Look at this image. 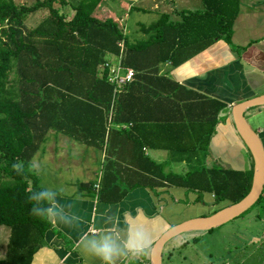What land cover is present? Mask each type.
<instances>
[{
    "label": "trees",
    "instance_id": "obj_1",
    "mask_svg": "<svg viewBox=\"0 0 264 264\" xmlns=\"http://www.w3.org/2000/svg\"><path fill=\"white\" fill-rule=\"evenodd\" d=\"M102 1L68 5L60 0L73 10L66 18L55 0L30 5L0 0V228L9 230L0 264H31L51 227L49 220L32 214L29 199L44 190L32 159L50 131L104 152L96 181L100 189L77 184L102 203L115 204L135 188L170 185L212 194V214L250 189L249 152L248 170L206 163L219 114L231 109L200 95L185 96L184 87L159 73L162 64L177 67L218 41L231 46L240 0H201L199 9L161 13L141 26L145 38L135 41L111 17L97 18ZM40 10L48 15L28 28L26 19ZM120 42L121 66L135 76L114 94L104 64L119 54ZM157 111L162 116H154ZM122 124L132 127L125 130ZM143 147L169 150L187 163V170L165 174L160 164L143 156ZM263 194L264 188L239 217Z\"/></svg>",
    "mask_w": 264,
    "mask_h": 264
},
{
    "label": "crops",
    "instance_id": "obj_2",
    "mask_svg": "<svg viewBox=\"0 0 264 264\" xmlns=\"http://www.w3.org/2000/svg\"><path fill=\"white\" fill-rule=\"evenodd\" d=\"M125 1L129 7L133 3L138 4H133L134 10L144 12L162 8L157 6L156 0ZM161 2L160 0L158 3ZM169 2L174 4L175 8L170 12H164L162 8L161 13L170 14L176 9L202 8L201 0ZM113 3L118 4L116 0L101 2L96 12L99 19L107 16L122 20L130 13L131 10L126 9L127 6L116 8ZM237 35L247 41L239 44L242 49L234 50L225 42L218 41L177 67H172L169 63L162 64L159 73L167 75L184 87L185 90L181 93L185 96L200 95L206 101L219 102L230 109L236 103L264 94V0H240L232 39ZM245 112L250 113L248 117L245 113L244 116L258 134L264 148V106L250 108ZM154 116H162V113L157 111ZM219 118L221 120L215 126V132L209 142L206 163L211 162L213 165L233 170H247L248 158L251 159L247 158L248 150L235 130L231 112L228 114L227 110H223ZM129 125L131 126L122 124L126 127L125 130L130 128ZM61 136L50 131L46 141L34 155L32 164L34 168L43 163L53 167L60 166L61 173L63 169L69 173L76 170L82 180L70 182L69 187L73 190L61 192L54 198L55 205L62 209V214L70 223L51 222V227L44 236L43 246L33 255L31 264H103L98 257L82 250V236L89 239L94 236L99 240L102 236L111 235L123 250L129 237L134 236L137 231L148 235L150 246L141 255L125 252L116 258V264H148L150 249L155 240L170 226L191 218L185 217V212L204 208L209 211L214 206L213 195L210 193L199 194L188 188L170 185L153 189L135 188L115 204L102 203L93 194H88L87 188H79L77 184L97 183L99 174L95 173V167L90 163L97 164L99 160L100 167L104 152L79 143L77 144L80 147H77L76 142L67 139V143ZM95 151L99 153V158ZM168 151L149 147H143L141 150L143 156L160 164L165 174H178L181 169H187L185 161L179 162ZM219 162L223 165L218 164Z\"/></svg>",
    "mask_w": 264,
    "mask_h": 264
},
{
    "label": "rangeland",
    "instance_id": "obj_3",
    "mask_svg": "<svg viewBox=\"0 0 264 264\" xmlns=\"http://www.w3.org/2000/svg\"><path fill=\"white\" fill-rule=\"evenodd\" d=\"M17 4H32L35 0H14ZM66 4L74 0H64ZM118 4L113 3L114 7L130 8L125 0H116ZM142 0H139V2ZM156 0L157 6L162 7L164 12H170L174 9L169 0ZM144 2V1H143ZM141 2V3H143ZM130 4V3H129ZM138 5L136 3H133ZM131 4L132 7H135ZM69 5V4H68ZM68 5H61L60 0H55L54 7L59 8L65 14L66 18L73 15V10ZM102 6V5H101ZM153 7V4H152ZM147 11L144 12L139 9L131 10L127 13L122 20L112 18L118 22L122 28L123 33L130 41L140 40L145 38V35L140 31L141 26L149 25L159 17L161 11ZM155 10V9H152ZM48 15L47 10L37 11L25 21L28 28L35 27L40 20ZM98 17V14L95 13ZM243 41L241 36H236L232 39V48L237 50L240 43ZM256 42V41H255ZM242 51V50H241ZM238 51V52H241ZM261 107V106H260ZM258 108V107H253ZM249 112H245V116H249ZM67 142V137L63 138ZM59 139V138H58ZM70 140V139H69ZM58 142V141H57ZM68 143V142H67ZM75 143V142H74ZM75 146L80 147L75 143ZM97 158L99 153L95 151ZM249 155L247 156V158ZM207 163L213 165V163ZM99 160L96 163H90L95 167V173L99 174ZM218 164L223 165L221 162ZM45 165V166H44ZM247 170L250 168V160L247 161ZM224 167V166H223ZM227 167V166H226ZM181 169L179 173L186 171ZM35 174L39 186L44 190L53 191L57 197L61 192L73 190L69 187L70 182L81 181L82 178L77 174V171L68 172L62 170L60 166L43 163V165L35 168ZM95 176V175H94ZM77 184V183H76ZM68 190H67V189ZM203 212V213H201ZM209 215V212L204 208L203 210H192L184 213L185 217L192 216L200 217ZM50 222V221H49ZM51 223V222H50ZM9 230L0 228V258H3L6 251V243L8 240ZM162 264H264V194L262 195L259 203L253 209L242 217L235 218L234 220L214 228L212 232L208 231H192L182 233L172 238L163 249Z\"/></svg>",
    "mask_w": 264,
    "mask_h": 264
},
{
    "label": "water",
    "instance_id": "obj_4",
    "mask_svg": "<svg viewBox=\"0 0 264 264\" xmlns=\"http://www.w3.org/2000/svg\"><path fill=\"white\" fill-rule=\"evenodd\" d=\"M260 106H264V94L236 103L231 108L235 130L253 162L251 186L248 193L238 202L212 214L186 219L170 226L153 243L149 253V264H162L163 249L172 238L186 232L208 231L220 227L245 213L260 198L264 188V148L258 134L251 128L244 116L247 109Z\"/></svg>",
    "mask_w": 264,
    "mask_h": 264
},
{
    "label": "clouds",
    "instance_id": "obj_5",
    "mask_svg": "<svg viewBox=\"0 0 264 264\" xmlns=\"http://www.w3.org/2000/svg\"><path fill=\"white\" fill-rule=\"evenodd\" d=\"M56 194L50 190H43L35 195L31 194L29 199L34 203V207L31 209L32 214L54 224H69L68 219L62 214V209L54 203ZM80 243L85 253L98 257L103 264H116V258L125 252H131L134 255L144 254L151 241L145 232L137 231L134 236L129 237L123 250L119 248L111 235L102 236L99 240L94 236L90 239L87 236H82Z\"/></svg>",
    "mask_w": 264,
    "mask_h": 264
},
{
    "label": "built area",
    "instance_id": "obj_6",
    "mask_svg": "<svg viewBox=\"0 0 264 264\" xmlns=\"http://www.w3.org/2000/svg\"><path fill=\"white\" fill-rule=\"evenodd\" d=\"M120 50L119 54L117 56H112V60L110 59L105 62L104 67L108 69V76L107 79L110 83L114 86V94H118L124 86L129 84L131 81H133L135 72L130 68H125L121 66V57L123 54V42H120L119 44ZM113 95V99H114ZM110 119V115H109ZM130 126V125H129ZM122 129H126L125 126H122ZM99 180V179H98ZM95 190L96 192L99 190V181L95 184Z\"/></svg>",
    "mask_w": 264,
    "mask_h": 264
}]
</instances>
